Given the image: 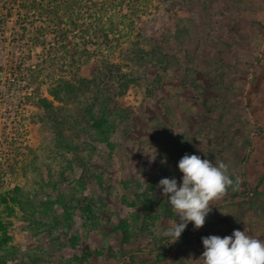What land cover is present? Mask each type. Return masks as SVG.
<instances>
[{
  "label": "rangeland",
  "instance_id": "374dc122",
  "mask_svg": "<svg viewBox=\"0 0 264 264\" xmlns=\"http://www.w3.org/2000/svg\"><path fill=\"white\" fill-rule=\"evenodd\" d=\"M23 1L0 0V71L26 40L27 65L58 75L49 53L86 51L90 82L60 101L41 86L51 104L35 106L29 139L11 141L0 119V156H14L0 165V264H202V237L264 240V0H159L141 17L90 0L72 21L63 0ZM103 108L107 141L91 121ZM185 154L223 162L233 184L174 242L158 184L180 182Z\"/></svg>",
  "mask_w": 264,
  "mask_h": 264
},
{
  "label": "clouds",
  "instance_id": "9594fccd",
  "mask_svg": "<svg viewBox=\"0 0 264 264\" xmlns=\"http://www.w3.org/2000/svg\"><path fill=\"white\" fill-rule=\"evenodd\" d=\"M166 162V158L161 161ZM177 167L182 173L179 183L175 178H163L158 184L175 218H179V222L175 219L163 233L174 242L189 223L195 229L202 228L211 211L210 202L233 184L223 162L214 164L199 155L185 154ZM202 244L204 251L199 259L202 264H264V240L249 236L245 231L234 230L224 237H202Z\"/></svg>",
  "mask_w": 264,
  "mask_h": 264
},
{
  "label": "trees",
  "instance_id": "16d2710c",
  "mask_svg": "<svg viewBox=\"0 0 264 264\" xmlns=\"http://www.w3.org/2000/svg\"><path fill=\"white\" fill-rule=\"evenodd\" d=\"M54 3H57L58 0H51ZM65 2L64 6V12H65V18L72 21V15L76 8H79L80 10L83 8L82 6H86L90 0H63ZM135 1V2H134ZM157 2L159 3V0H123V2L127 3V9L130 11L131 6L133 7V10H138L140 13V17L150 14L148 11H150V2ZM87 2V3H86ZM22 9H34L35 8V0H25L23 1V4L21 5ZM52 13L53 19L51 22H53L56 25H62V18L59 17L56 13V11H48ZM50 22L48 23V25ZM87 33V32H86ZM88 34V33H87ZM109 45V44H108ZM46 45H43L45 47ZM111 47V46H110ZM109 48V47H108ZM83 53L76 55V49H72V51H68V48L63 47L62 53L63 57H58V59H55L51 53H49V59L47 57L46 61L49 63H53L56 61H60V66L58 67L60 71H63L62 75H58V71L55 70L56 66H51L50 68L43 69L44 66H39L37 68L31 69V67H24L21 69H17L15 72H17L19 77H26L29 80V83L34 86L35 88V106H38L39 100L41 104L45 105L44 107L50 105L51 103L46 101L45 99H39L38 98V91L41 89V86H46L48 88V93L52 98H54L56 101H60L61 97H68L75 92L78 91V89L84 87L88 84L90 81H86L85 79L81 78L80 76V67L86 63L87 57L90 56L86 51H82ZM86 55V56H85ZM138 54H136L137 56ZM57 62V63H58ZM106 67V66H105ZM104 72L108 73V70H104ZM57 73V75H56ZM71 73V76L69 79H66L64 74ZM105 76V75H104ZM98 76L97 78H99ZM67 99L71 100L72 97H68ZM106 106V105H105ZM105 108V107H104ZM102 109V111L104 110ZM92 109L93 106H89L87 110V114L89 117L92 115ZM92 119V118H91ZM31 123H34L33 119H30ZM93 124H97V129L99 131V136L104 138V140L109 139V132H105L106 126H104L109 121V115L107 114V111H103L99 115L98 118H93L91 120ZM16 191H19V189L15 188ZM15 191V192H16ZM15 198L12 199L13 203L17 204L20 203L19 200L14 201ZM22 202V201H21ZM194 227H191V231H189L188 235L193 236L196 232ZM167 242H169L167 240ZM157 256L160 259H165V254L162 252H159ZM9 257L6 258L8 260Z\"/></svg>",
  "mask_w": 264,
  "mask_h": 264
},
{
  "label": "built area",
  "instance_id": "2783aa9c",
  "mask_svg": "<svg viewBox=\"0 0 264 264\" xmlns=\"http://www.w3.org/2000/svg\"><path fill=\"white\" fill-rule=\"evenodd\" d=\"M22 31L24 30L21 29L20 32ZM18 45L21 51L19 48L16 55H8L7 65L2 64L5 68L0 71V75H2L0 79V119L3 122V133L10 135L11 141L12 139L21 140L22 137L29 139L28 135L30 127H32L30 117L36 110L34 86L29 83L26 77H19L15 72L24 67L34 69V66L27 65L28 60L23 56V48L31 46V43L25 40ZM2 142L0 139V144H3ZM5 143L9 146L7 142ZM3 155V157L0 156V165H3L8 159L14 158L12 150L6 151Z\"/></svg>",
  "mask_w": 264,
  "mask_h": 264
}]
</instances>
